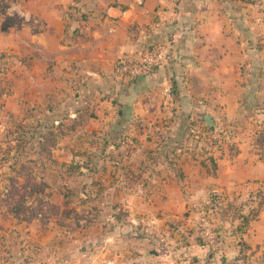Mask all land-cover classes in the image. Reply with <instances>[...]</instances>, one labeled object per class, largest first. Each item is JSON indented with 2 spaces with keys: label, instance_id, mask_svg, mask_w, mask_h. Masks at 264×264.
Masks as SVG:
<instances>
[{
  "label": "rangeland",
  "instance_id": "rangeland-1",
  "mask_svg": "<svg viewBox=\"0 0 264 264\" xmlns=\"http://www.w3.org/2000/svg\"><path fill=\"white\" fill-rule=\"evenodd\" d=\"M14 2L0 1V264H126L127 251L132 264H216L220 226L241 236L264 198V71L242 102L163 95L144 119L120 120L121 108L77 103L67 68L14 38ZM218 163L260 180L220 184ZM202 218L217 250L179 259L187 236L202 244ZM238 244L244 264H264V248Z\"/></svg>",
  "mask_w": 264,
  "mask_h": 264
},
{
  "label": "crops",
  "instance_id": "crops-1",
  "mask_svg": "<svg viewBox=\"0 0 264 264\" xmlns=\"http://www.w3.org/2000/svg\"><path fill=\"white\" fill-rule=\"evenodd\" d=\"M21 4V0L13 4L14 38L19 42L30 38L39 53L53 56L67 68L73 77L65 85L78 93L77 103L105 112L121 108L120 120L144 119L151 100L163 99L168 83L176 94L171 93L172 100L179 104L186 96L197 95L210 104H236L243 101V93L258 94L253 77L254 72L264 71V19L242 0H144L142 6L131 0H28ZM1 24L0 39L7 35ZM154 47L166 51V60L153 74L134 80L112 78L117 59L138 57ZM183 88L185 93H179ZM224 165L217 164L215 181L220 184L243 181L242 177L260 180V175L248 170L236 176L233 170L239 164H233L227 174ZM214 191H219L217 186ZM218 235L220 250L211 255L213 261L244 264L238 242L252 250L264 248V207L241 236L232 237L221 226ZM202 248L187 236L179 244L183 255L179 259H199ZM124 258L132 264L131 252H125Z\"/></svg>",
  "mask_w": 264,
  "mask_h": 264
},
{
  "label": "built area",
  "instance_id": "built-area-1",
  "mask_svg": "<svg viewBox=\"0 0 264 264\" xmlns=\"http://www.w3.org/2000/svg\"><path fill=\"white\" fill-rule=\"evenodd\" d=\"M135 5L142 6L144 0H131ZM254 8L264 19V0H242ZM166 60V51L163 48L151 49L138 57H122L119 58L111 69V76L115 80L148 76L152 74L158 67L164 64ZM171 83L163 88V95L170 98ZM200 229L202 238L207 247L215 251L218 247V236L204 218L200 221Z\"/></svg>",
  "mask_w": 264,
  "mask_h": 264
},
{
  "label": "trees",
  "instance_id": "trees-1",
  "mask_svg": "<svg viewBox=\"0 0 264 264\" xmlns=\"http://www.w3.org/2000/svg\"><path fill=\"white\" fill-rule=\"evenodd\" d=\"M1 1V0H0ZM154 48H159V47H154ZM154 48H151V49H154ZM150 49V50H151ZM149 51V50H148ZM157 70V69H156ZM155 70V71H156ZM154 73V72H153ZM152 73V74H153ZM151 75V74H150ZM149 76V75H148ZM142 77H145V76H142ZM139 78V77H138ZM134 79H136V78H134ZM134 79H132V80H134ZM173 88V87H172ZM81 114H80V116L82 117H84V112L83 111H81L80 112ZM89 118V117H88ZM43 138H41L39 141H42V142H40L41 143V145L43 146H45L46 145V142L47 143H49L48 142V139H46V137L42 140ZM48 156H49V154H47ZM216 165V164H215ZM216 167L217 166H214V169H216ZM264 207V198H261V200L256 204V210H254V209H252V210H250L249 212H248V214L247 215H243V216H241V220H242V226H243V229L244 230H246V228H248V226L250 225V223L252 222V221H254V220H256V218H257V216H258V214H259V212L261 211V209ZM240 229H242L241 227L239 228V230ZM201 238H202V236H201ZM202 240H203V238H202ZM201 247H207V245H206V243H205V241L203 240L202 241V244L200 245ZM208 248V247H207ZM243 250H241V252H242Z\"/></svg>",
  "mask_w": 264,
  "mask_h": 264
},
{
  "label": "water",
  "instance_id": "water-1",
  "mask_svg": "<svg viewBox=\"0 0 264 264\" xmlns=\"http://www.w3.org/2000/svg\"><path fill=\"white\" fill-rule=\"evenodd\" d=\"M204 120L207 125L210 124V116H205Z\"/></svg>",
  "mask_w": 264,
  "mask_h": 264
}]
</instances>
